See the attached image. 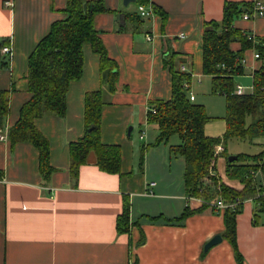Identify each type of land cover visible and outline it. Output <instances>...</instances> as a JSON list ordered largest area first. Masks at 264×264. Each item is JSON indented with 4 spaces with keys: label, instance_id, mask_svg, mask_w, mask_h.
Masks as SVG:
<instances>
[{
    "label": "crops",
    "instance_id": "crops-1",
    "mask_svg": "<svg viewBox=\"0 0 264 264\" xmlns=\"http://www.w3.org/2000/svg\"><path fill=\"white\" fill-rule=\"evenodd\" d=\"M227 1L264 3L146 0L145 5L155 6L160 13L143 18L137 16L139 0L127 5L123 0H103L108 11L98 14L94 23L107 55L117 65L116 89L110 93L102 84L99 56L85 45L83 73L69 85L65 115L35 119L48 141L53 168L45 179L37 149L29 143L12 145L8 130L30 97L28 56L52 22L64 18L66 0H0V41L7 39L11 47L7 67H0V90L9 91L2 126L7 140L0 141V264H237L233 248L222 236L223 211L209 204L202 208V200L186 193L184 159L171 152L180 144L179 138L174 135L154 144L158 129L146 120L152 103L171 95L163 55L175 53L179 69L201 75L203 25L221 21ZM234 26L253 34L257 43L264 39V15L250 21L237 19ZM231 48L239 49V43ZM255 52L253 47L243 58L245 72L251 75L259 64ZM99 89L104 100L100 140L120 147L121 174L101 171L90 154L74 177L69 145L84 132L85 94ZM134 129L139 141L146 139L139 149ZM174 137L178 140L172 141ZM218 159L215 167L220 179L242 189L238 180L227 178L226 172L220 174ZM254 181L256 188H264V171L258 170ZM150 182L154 185L149 186ZM125 200L131 227L128 233H118L116 218ZM257 208L258 202L247 196L235 217L241 264H264V212ZM185 209L191 213L179 219ZM215 235L221 241L204 252L205 243Z\"/></svg>",
    "mask_w": 264,
    "mask_h": 264
},
{
    "label": "trees",
    "instance_id": "trees-1",
    "mask_svg": "<svg viewBox=\"0 0 264 264\" xmlns=\"http://www.w3.org/2000/svg\"><path fill=\"white\" fill-rule=\"evenodd\" d=\"M146 4V0H139ZM154 13L160 10L152 6ZM252 9V2H225L221 21H209L203 25L200 48L202 52V74L209 77L212 91L225 97V131L220 137L205 134V125L213 118L205 107L189 99L188 88L191 73L178 68L177 56L173 52L163 55V65L170 73L171 95L166 101L152 103L146 120L156 125L158 136L154 144L166 142L176 135L180 144L171 147L175 156L184 159L183 180L189 197L203 201L202 208L217 199L225 203L244 200L253 196L258 202L257 212H264V196H256L262 188H256L254 176L258 170L264 171V148L258 154L237 155L228 162L226 176L243 184L237 190L225 184L216 173L215 161L218 145L230 139H251L264 135V39L253 44L246 38V32L234 26L245 11ZM65 16L52 22L50 29L35 45L27 60V85L29 99L19 110L18 120L9 128L11 144L29 143L38 151L39 170L45 179L53 172L49 163L48 141L35 126V119L45 114L63 117L66 112V95L71 82L79 80L83 73L84 46L89 45L99 56L101 82L107 91L116 89L117 65L109 58L95 28V17L108 11L103 0H66ZM162 14V13H161ZM163 15V14H162ZM139 17V15H137ZM239 43L233 50L231 44ZM10 46L7 39L0 41V51ZM255 48L259 58L258 66L252 73L253 91L244 95L234 93L235 77L244 74L242 60L244 53ZM2 53V52H1ZM0 53V54H1ZM1 55L5 57L1 58ZM0 55V67H7L9 54ZM9 91L0 90V129L8 113ZM104 105L102 91L87 92L84 96V132L81 138L69 145L70 171L76 177L79 166L86 164L90 154L95 165L103 172L121 174V149L118 145H106L100 140L101 110ZM223 154L225 148L222 147ZM240 212V204L223 210L224 232L222 234L231 247L237 264H241L235 241V217ZM191 212L188 209L179 219ZM131 227L129 203L124 201L123 210L116 218L118 233H128Z\"/></svg>",
    "mask_w": 264,
    "mask_h": 264
},
{
    "label": "rangeland",
    "instance_id": "rangeland-1",
    "mask_svg": "<svg viewBox=\"0 0 264 264\" xmlns=\"http://www.w3.org/2000/svg\"><path fill=\"white\" fill-rule=\"evenodd\" d=\"M234 87L237 85L241 86L246 93L251 91V86L253 84V79L250 72H245L244 74L234 79ZM192 92L193 96L196 98V101H193L196 104H201L205 107V110L208 116L213 119L205 125V133L212 134V137H220L225 131V122L223 117L225 115V97L222 94L214 93L212 91L211 79L205 75H195L193 74L190 80V88L187 93ZM211 136V135H209ZM134 143L137 146L136 149L146 141H139L136 135V129L133 132ZM178 140L177 137H174L172 141ZM222 147L225 148V152L221 154L217 162V169L220 174H224L225 166L228 161V157L237 156L239 154L245 155H255L258 154L264 148V135L255 136L251 139H230L226 144H222ZM139 151V150H138ZM217 157V158H218ZM136 158L138 160L137 154ZM217 160V159H216ZM229 162V161H228ZM231 163V162H230ZM224 166V167H223ZM134 170L137 172L138 165H134ZM236 180V179H234Z\"/></svg>",
    "mask_w": 264,
    "mask_h": 264
},
{
    "label": "built area",
    "instance_id": "built-area-1",
    "mask_svg": "<svg viewBox=\"0 0 264 264\" xmlns=\"http://www.w3.org/2000/svg\"><path fill=\"white\" fill-rule=\"evenodd\" d=\"M137 14L140 17L143 18H151L154 15V11L152 9L151 5H144V4H138L137 6ZM264 15V3L261 2H257V1H253L252 2V9L250 11H245L243 12V14L241 15V19L244 21H250V20H254L257 17H262ZM182 36V34L180 35ZM151 37L147 36V39L150 40ZM246 38L248 40H250L253 44L257 43L256 37L253 34H246ZM262 47H264V42L261 43ZM2 53H6L11 55V47L10 46H5L1 49ZM254 58L258 59L259 55L257 52L254 53ZM242 64L244 63V60L241 61ZM181 70L184 71V68L181 67ZM252 76V75H251ZM186 87L189 89L190 88V84L186 85ZM253 91V86H251V91L249 93H252ZM234 93L236 95H244L246 94V92L244 91V89L237 85L234 88ZM189 99L191 101L194 100V96L192 94V92L188 93ZM7 140V136H6V130L0 129V141H6ZM222 151V146L218 145L216 147V153H219ZM256 173V172H255ZM255 173H251L253 176L255 175ZM154 182H150L149 186H153ZM264 196V188H262L261 190L258 191L256 196ZM240 204V200H236L234 202H230V203H225L223 200L221 199H217L214 202L209 203V206H211L212 208H214L216 211H223L225 208H231L234 209L236 208L238 205Z\"/></svg>",
    "mask_w": 264,
    "mask_h": 264
},
{
    "label": "water",
    "instance_id": "water-1",
    "mask_svg": "<svg viewBox=\"0 0 264 264\" xmlns=\"http://www.w3.org/2000/svg\"><path fill=\"white\" fill-rule=\"evenodd\" d=\"M134 1V0H123V4L127 5L129 2ZM130 132V129L128 130ZM237 159V156H230L228 157L229 162H233ZM222 237L220 235H215L213 236L207 243H205L203 247V251L206 252L208 249L213 247L214 245L218 244L221 241Z\"/></svg>",
    "mask_w": 264,
    "mask_h": 264
}]
</instances>
